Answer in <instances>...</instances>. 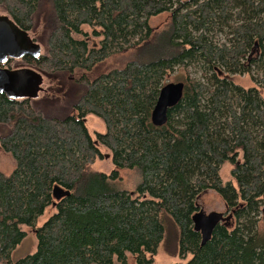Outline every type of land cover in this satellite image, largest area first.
<instances>
[{
    "label": "trees",
    "instance_id": "1",
    "mask_svg": "<svg viewBox=\"0 0 264 264\" xmlns=\"http://www.w3.org/2000/svg\"><path fill=\"white\" fill-rule=\"evenodd\" d=\"M41 1L0 0V8L30 32ZM51 2L47 54L23 59L42 76L89 72L133 50L143 59L94 81L82 78L87 92L77 114L62 119L0 93V126L11 127L0 147L17 164L10 175L0 171V264H129L127 254L135 264H157L166 237L181 258L191 256L187 264H264V0ZM165 13L167 29L152 28L150 20ZM223 21L227 39L209 38ZM193 61L213 72L208 83L192 76ZM178 68L186 72L179 98L160 114L165 81ZM229 75L247 76L253 86ZM89 114L105 125L96 139ZM99 144L116 168L109 175L92 170L103 159ZM226 164L229 183L220 175ZM119 170L140 173L134 191L113 188ZM56 187L70 195L56 201ZM206 190L223 198L229 216L202 246L193 217ZM51 206L56 212L37 228ZM23 226L35 229L38 246L14 262L12 252L27 236Z\"/></svg>",
    "mask_w": 264,
    "mask_h": 264
},
{
    "label": "rangeland",
    "instance_id": "2",
    "mask_svg": "<svg viewBox=\"0 0 264 264\" xmlns=\"http://www.w3.org/2000/svg\"><path fill=\"white\" fill-rule=\"evenodd\" d=\"M0 15H8V13L0 8ZM171 20V13H165L158 17H154L150 20V26L158 31L167 29V26ZM230 23V21H229ZM228 23L223 21L221 23V32L214 29L208 31V37L223 42L227 39L229 29L226 27ZM54 26V11L51 0H42L38 6L37 12L33 18V29L28 32L33 41L40 46L43 55L47 54V40L50 36ZM91 44L94 47L99 46L101 39H96L92 36V31L89 30ZM254 57H258L257 53H253ZM142 60L143 57L136 51H128L126 53L113 56L106 60L104 63L95 67L92 71L77 70L74 73H59L55 78L49 79L42 76L41 90L39 91V97L35 100H31V104L35 111L40 112L45 117L52 118H65L69 115L77 114L75 111V105L86 94V87L81 83L82 78H86L89 81H94L102 75H105L113 70L121 69L132 60ZM10 63L5 64L4 67L8 69H30L37 74H41L37 69L26 64L23 60H10ZM194 62V61H193ZM192 76L202 82L208 83L213 76V72L203 66L199 61H195L191 64ZM221 76L225 74L220 73ZM35 76V75H34ZM230 80L234 81L240 86L245 88L252 87V83L249 81V77L244 75H229ZM186 79V72L183 69H176L175 73L168 76L165 81L164 89H171L173 95L177 94L175 87ZM86 124L93 139H96L97 133H103L105 131L104 123L94 115H87ZM11 130L10 126H0V137L6 136ZM258 133V129L255 130ZM99 147L103 153V159L97 160L92 166L93 171L111 174L116 168L112 163L111 153L104 146L99 144ZM16 161L7 152H4L0 147V171L5 175H10L16 169ZM232 166L226 164L221 169V178L224 183L233 181ZM119 179L111 185L116 190H128L134 191L141 182L140 173L137 170H119ZM197 204L199 206V212L204 217H215L219 222H222L229 216L227 206L223 198L213 190H206L199 193L197 198ZM56 212V207H49L44 215L38 218L36 227H42L45 222ZM168 219V218H165ZM171 223L166 220V224ZM165 224V225H166ZM260 227L264 226V220L261 216ZM168 227V226H167ZM23 231L26 233V238L22 243L12 252V260L17 262L31 254H34L37 250L38 241L36 238L35 229L32 227L23 226ZM172 231V227H168V232ZM168 239V237H166ZM164 240L159 247L158 255L155 257L157 264H187L191 259V256L181 258L176 250L175 243L171 244ZM170 251V252H169ZM129 264H135L136 260L131 254H127ZM115 264H120L118 261Z\"/></svg>",
    "mask_w": 264,
    "mask_h": 264
},
{
    "label": "water",
    "instance_id": "3",
    "mask_svg": "<svg viewBox=\"0 0 264 264\" xmlns=\"http://www.w3.org/2000/svg\"><path fill=\"white\" fill-rule=\"evenodd\" d=\"M42 55L41 48L22 30L10 16L0 15V93L11 100H35L39 97L42 83L41 74L30 69H8L3 67L10 60H23L26 57L38 59ZM35 75V76H34ZM171 89H163L157 105L158 113L162 114L164 107L177 102L179 94L173 95ZM177 91V86L175 87ZM163 117V116H162ZM70 192L56 187L53 196L56 201L69 196ZM56 204V203H55ZM194 229L201 233L202 246L211 240L218 219L204 217L197 213L193 217Z\"/></svg>",
    "mask_w": 264,
    "mask_h": 264
}]
</instances>
